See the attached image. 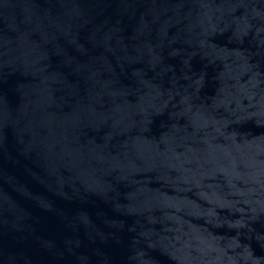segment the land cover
Masks as SVG:
<instances>
[{
    "label": "water",
    "instance_id": "1",
    "mask_svg": "<svg viewBox=\"0 0 264 264\" xmlns=\"http://www.w3.org/2000/svg\"><path fill=\"white\" fill-rule=\"evenodd\" d=\"M0 264H264V0H0Z\"/></svg>",
    "mask_w": 264,
    "mask_h": 264
}]
</instances>
